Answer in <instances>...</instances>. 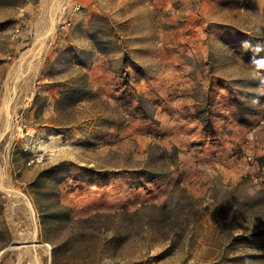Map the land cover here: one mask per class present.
<instances>
[{"label":"rangeland","instance_id":"1","mask_svg":"<svg viewBox=\"0 0 264 264\" xmlns=\"http://www.w3.org/2000/svg\"><path fill=\"white\" fill-rule=\"evenodd\" d=\"M53 1L0 0V264H264V0H61L6 95Z\"/></svg>","mask_w":264,"mask_h":264},{"label":"bare ground","instance_id":"2","mask_svg":"<svg viewBox=\"0 0 264 264\" xmlns=\"http://www.w3.org/2000/svg\"><path fill=\"white\" fill-rule=\"evenodd\" d=\"M60 6H61V0H54L53 1V5L50 8L48 15L46 17L47 21L45 22V24H41L38 28V32L36 35V42L34 47L30 48L29 50H27L26 52L23 53V55L20 57L19 61L17 62V64L12 68V71L9 74L8 80L6 81V95H8V93L10 91H13V84L16 82V79L19 78L22 74V72L25 69H28L30 67V65L32 64L33 60L39 56V54L42 51V45L44 43V38L46 36V32H44V26L46 25H51V23H54L55 16L58 13V11L60 10ZM12 100V98L7 97L4 100V107L8 106L10 101ZM3 111V110H2ZM2 115V114H1ZM4 182L0 181V186L7 191V189L4 188ZM9 192L14 193L13 190H10ZM19 195H21L19 193ZM25 212L28 213V209H25Z\"/></svg>","mask_w":264,"mask_h":264},{"label":"trees","instance_id":"3","mask_svg":"<svg viewBox=\"0 0 264 264\" xmlns=\"http://www.w3.org/2000/svg\"><path fill=\"white\" fill-rule=\"evenodd\" d=\"M257 161L261 167H264V156L258 157ZM58 204H61L60 201H58ZM63 217H65L66 219H70V215H62V213L60 212H53L49 215L45 214L41 217V223L44 226L45 224L50 222H57L59 220H63Z\"/></svg>","mask_w":264,"mask_h":264},{"label":"crops","instance_id":"4","mask_svg":"<svg viewBox=\"0 0 264 264\" xmlns=\"http://www.w3.org/2000/svg\"><path fill=\"white\" fill-rule=\"evenodd\" d=\"M146 13L148 12V11H145ZM152 14V13H151ZM149 21V20H148ZM148 29H150V28H148ZM144 30V29H143Z\"/></svg>","mask_w":264,"mask_h":264}]
</instances>
